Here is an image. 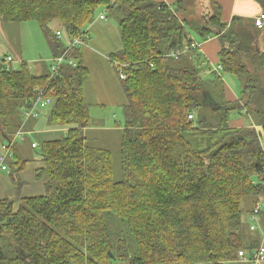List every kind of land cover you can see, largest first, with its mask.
Listing matches in <instances>:
<instances>
[{
    "label": "trees",
    "instance_id": "1",
    "mask_svg": "<svg viewBox=\"0 0 264 264\" xmlns=\"http://www.w3.org/2000/svg\"><path fill=\"white\" fill-rule=\"evenodd\" d=\"M175 3L0 0V18L36 21L53 57L66 52L70 38L89 34L102 7L117 9L123 46L113 58L127 76L122 174L116 179L112 151L89 145L85 136L92 118L81 48L71 53L77 66L65 63L53 75L50 69L37 75L25 61L2 66L0 133L7 140L41 94L52 99L48 124L68 130L39 144L44 165L36 178L46 192L21 197L17 207L0 199V264H233L240 251L250 255L264 244L260 28L252 18L226 20L216 0ZM194 35L219 38L221 74H205L202 54L184 51ZM174 50L182 51L178 58L168 55ZM180 58L186 65H173ZM229 73L242 85L235 99L226 94L223 76ZM235 110L255 126L232 127ZM19 148L15 143L10 158L18 176L28 162ZM258 205L259 221L251 229L247 216Z\"/></svg>",
    "mask_w": 264,
    "mask_h": 264
},
{
    "label": "rangeland",
    "instance_id": "2",
    "mask_svg": "<svg viewBox=\"0 0 264 264\" xmlns=\"http://www.w3.org/2000/svg\"><path fill=\"white\" fill-rule=\"evenodd\" d=\"M175 5L176 3H173V7ZM100 14H103L106 19L100 20L98 17ZM119 14L117 9L108 10L102 7L98 11L96 19L88 26L90 34L88 45L81 48L83 52L82 62L89 69V76L84 85V99L89 106L92 118V127L86 131L85 136L89 145L106 147L112 151L116 179H119L122 174L120 151L122 132L126 122L124 112L126 96L120 78L123 66L113 58V55L120 51L123 46L119 29ZM259 30L258 40L264 43V27ZM195 36L201 42L204 41L197 35ZM7 55L14 57L13 67L17 68L25 61L29 64L32 72L37 75L48 73L53 60L49 40L34 20L11 22L0 18V69ZM172 63L176 67L186 65L183 58L173 59ZM189 64L193 65L194 62H189ZM217 73L221 74L222 70ZM223 77L232 89L241 92L242 85L236 75L229 73L224 74ZM52 106L50 104L41 109L39 129L45 131V129L51 128L47 123V117ZM33 118L31 117V119ZM238 119H244L247 124L249 118L246 115L243 116L240 110L230 113V122L233 123L234 121L235 123ZM16 129L17 125L14 124L12 130ZM65 133L44 132L26 137L27 141L21 144L22 147L19 150L22 161L27 160L28 162L19 176L15 173L17 166L15 164L11 166L10 158L6 162L8 170L0 168V199L13 200L17 207L21 197L36 196L41 193L43 195L46 192L44 181L32 178L34 169L43 166L44 162L40 146L32 147L31 142L35 141L40 144L45 140L59 139L64 137ZM24 138L19 142H23ZM5 141H7L6 138L0 133V152L3 150L2 145ZM262 141L264 142V134ZM11 172L13 175L10 174ZM18 180L22 182L20 188L18 187ZM26 186H29L27 187L29 191H27Z\"/></svg>",
    "mask_w": 264,
    "mask_h": 264
},
{
    "label": "built area",
    "instance_id": "3",
    "mask_svg": "<svg viewBox=\"0 0 264 264\" xmlns=\"http://www.w3.org/2000/svg\"><path fill=\"white\" fill-rule=\"evenodd\" d=\"M106 17L103 14H100V19L103 20ZM255 24L257 27L261 28L264 26V12L260 13V15L256 16L254 18ZM89 31L88 27L86 31ZM57 35L59 38L64 37L63 33L61 31H57ZM88 38L89 34L84 35H76L70 40H68V48L66 52L60 56L53 57V60L50 64V70L52 72V75L57 73L62 65L65 63H68L72 66H77V59L71 56L72 52H75L78 48H82L88 45ZM200 47V42L193 41L190 45L186 46L184 48V51H188L190 49H197ZM182 53V51H171L168 55L172 56L174 58H178L179 55ZM14 57L12 55H7L5 58V61L3 62V65L7 69L15 68L13 67ZM123 66V70H121V79H125L127 76L124 71L125 65L121 64ZM218 69L222 70V65H218ZM52 104V99L46 96H43L42 94L37 98V100L32 104L31 107L26 108L23 112V122L25 123L28 119L31 117H37L39 116V112L41 109L45 108L46 106ZM22 122V123H23ZM25 130L21 126L15 133V136L13 140H8L6 143L3 144V150L0 152V168L2 170H8V165L6 162L9 158L13 157V147L17 141L23 139L25 137ZM36 142H33L32 147H38ZM261 210V206L258 205L253 213L248 214L247 218L250 222L251 229H255L257 227L256 222L259 221L258 214ZM240 258L244 261L249 262V264H263L264 263V244H260L257 246L253 252L250 255H247L246 252L240 251Z\"/></svg>",
    "mask_w": 264,
    "mask_h": 264
},
{
    "label": "crops",
    "instance_id": "4",
    "mask_svg": "<svg viewBox=\"0 0 264 264\" xmlns=\"http://www.w3.org/2000/svg\"><path fill=\"white\" fill-rule=\"evenodd\" d=\"M155 1H163L172 7H173V3H175V0H155ZM216 1L221 3V5L223 6V11H224L223 15H224V18L228 21H231L235 16L254 19L256 16L260 15V13L264 12V3L261 0H216ZM98 17L100 19V15ZM105 19H103V20H105ZM263 27H261V28H263ZM194 39L197 40L198 42H200V47L198 49H196L197 51L195 50L196 55H197V53L202 54L203 58L206 61L204 63L207 65V67L205 69V74L209 75L213 71H217V72L220 71L218 69L219 51L221 49V43L219 41V38L217 36L210 37L207 40H204L201 42L194 35ZM88 43H89V41H88ZM262 45H263V43L261 42V47H262ZM80 52H81V58H82V54H83L82 49H80ZM225 82H226V80H225ZM239 83L241 84V82H239ZM226 85H227L226 86V89H227L226 94H227L229 99H235V98H238L240 96V93H239L240 91H237L236 89L235 90L232 89L231 86L228 84V82H226ZM248 118L249 119H248L247 124H246V121L244 119H238L235 121V123H234V121H233V123L231 121L230 124L232 127H252V126H255L252 119L250 117H248ZM39 123H40V112H39V116L34 117L33 119L30 118L25 123L24 122L22 123L21 126L25 130L26 134H25V138H24L23 142H19L20 140L17 141L18 146L20 148L22 147L21 144L24 143L25 141H27L26 137H28L30 135L37 134V133H44V132L61 134L63 132L67 133V130H68V128H54V127L50 128L49 127L47 129H45V131H44V130L39 129V127H38ZM21 126L19 128H21ZM89 129H91V127L86 128V131ZM66 133H65V135H66ZM49 140H54V139H49ZM7 141H5V143ZM33 142H35V141H32L31 144H33ZM37 144L39 145V143H37ZM35 148H37V147H35ZM40 167H42V166H40ZM40 167H38V168H40ZM38 168L36 167L34 169L35 171L32 175V178H34L35 180L37 179L36 175H37ZM27 187H29V186H26V189H27ZM27 191H29V190L27 189ZM35 194H37V193H35ZM39 195H42V193ZM233 264H249V262L244 261L243 259L240 258L238 262H235Z\"/></svg>",
    "mask_w": 264,
    "mask_h": 264
}]
</instances>
